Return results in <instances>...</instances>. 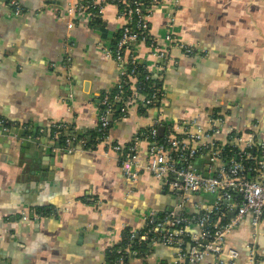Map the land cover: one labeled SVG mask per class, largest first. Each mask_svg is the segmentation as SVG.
Here are the masks:
<instances>
[{"label":"crops","instance_id":"obj_1","mask_svg":"<svg viewBox=\"0 0 264 264\" xmlns=\"http://www.w3.org/2000/svg\"><path fill=\"white\" fill-rule=\"evenodd\" d=\"M15 1L19 14L0 2V117L29 128L0 131V264H108L106 251L121 241L124 227L141 229L148 214L158 219L203 209L211 195L197 196V209L146 171L152 144L146 138L138 141L132 179L105 145L75 144L68 152L48 137L59 123L87 140L96 129L100 98L119 78V66L102 51L117 32L115 6L106 3L98 23L82 14L67 29L62 15L77 0ZM149 21L160 42L170 32L198 52L185 56L172 47L161 101L112 114L109 139L129 145L157 120L166 126L196 118L204 125L218 110L224 118L219 142L232 130L239 149L252 147L253 139L264 144V0H160ZM138 58L155 73L166 64L144 45ZM208 164L206 157L195 161L203 173ZM37 207L54 212L21 218ZM254 221L246 214L225 237V248L239 253L237 264H264V215ZM174 256V247L154 240L142 256L132 250L126 264H173ZM199 264L215 259L207 255Z\"/></svg>","mask_w":264,"mask_h":264},{"label":"built area","instance_id":"obj_2","mask_svg":"<svg viewBox=\"0 0 264 264\" xmlns=\"http://www.w3.org/2000/svg\"><path fill=\"white\" fill-rule=\"evenodd\" d=\"M159 2L160 0H77L69 3L62 15L67 29H72L77 17L82 14L90 16L92 22L95 18L100 20L106 3H111L116 8V18L119 20L117 32L113 43L103 46L102 51L119 66V78L115 92L111 95L104 93L100 98L96 129L99 133L98 144H103L108 150L117 153L123 175L132 179L136 177L132 163L141 137L137 133L129 145L109 139L110 118L114 109H119L125 115L131 106L151 107L158 104L163 96L161 79L170 69V49L176 47L185 56L198 52L195 45L177 40L170 32L166 33L161 42L152 34L149 17L153 7ZM9 5L15 14L23 11L15 0H10ZM143 45L150 56L166 60L158 73L146 65L144 80L160 82V86L150 93L143 91L145 82H141L137 76L138 64L141 62L138 51ZM64 61L69 74L68 54ZM223 124V115L215 110L208 114L204 125L196 118H190L166 126L157 120L147 128V138L152 144L147 151L144 165L146 171L162 180L173 191L179 190L181 203L192 204L191 206L198 209L195 202L197 196L208 194L213 197L197 212L179 213L177 216L170 214L162 219L148 214L144 217L142 229L130 230V238L137 237L139 242L158 240L163 245L174 247L173 264H199L207 255L214 257L215 264H237L239 253L233 248H225V237L242 222L246 214L251 213L255 223L264 215V160L262 157L254 158L245 149H239L235 158L223 160V142L217 140ZM14 126L23 130L29 128L0 117L1 132H7ZM54 126V137H58L59 129L64 128L65 124ZM160 127H163L161 136L158 134ZM232 133L234 131H228L226 140L230 139L234 144ZM30 136L26 134V138ZM156 137L161 139L157 140ZM84 143L82 138H67L66 150L73 151L75 144L82 146ZM260 146L264 149L263 143ZM198 157L208 159L206 177L196 168L195 161ZM252 158L255 159L254 162L249 163ZM53 212L54 210H50L48 214ZM229 212H234L233 216L229 217ZM42 216L44 215L33 211L30 216L24 214L21 218L34 220ZM131 251L129 247L118 249V257L112 264H126L123 256H128Z\"/></svg>","mask_w":264,"mask_h":264},{"label":"trees","instance_id":"obj_3","mask_svg":"<svg viewBox=\"0 0 264 264\" xmlns=\"http://www.w3.org/2000/svg\"><path fill=\"white\" fill-rule=\"evenodd\" d=\"M9 1L10 0H2V2L6 3V4H9ZM145 1H147V0H145ZM98 22H99V19H97V18H95L94 21H92V23H98ZM137 69H138L137 70L138 79H140L141 82H145V87L143 88V91L145 93H150L151 91H153V89H156L160 86V82H158L157 80H153V79H150L147 81L144 80V76L147 73L146 64L144 62H142V61L139 62ZM114 92H115V88L111 89L107 93H109L111 95ZM155 105H158V104H155ZM142 107L143 106L140 105L138 108L141 109ZM126 114H127V112L125 113V115ZM122 115H123V113L119 109H117V108L114 109L113 117H122ZM162 125H164V124L162 123ZM54 131H55V126L51 127V129L49 130L48 137L50 138L51 141H53L55 146H57L61 149L67 148V144H66L67 138H75V139H81L82 138V139H84L85 143H84V145H82L84 149H93L99 143V140H98L99 133L97 132V129H95L91 133L89 140H87L85 134L77 133L76 131H73L72 126L67 125V124H65L64 128L59 129L60 133H59L58 137H54ZM146 131H147V129L139 131V134H140L141 138H146L149 140V138H147L148 132H146ZM235 134H236L235 132L232 133V136H235ZM230 135H231V133H230ZM156 139L160 140L161 138L156 137ZM74 142H75V140H74ZM245 150L248 153H250L254 158H259L260 156H262V158L264 160V149H262L261 146H256L255 148L247 147ZM238 151H239V148L236 145L232 144L230 139H227L226 141L223 142V145H222V159L223 160H229V159L235 158L237 156ZM122 156L123 155H120V157H122ZM237 158H239V157H237ZM254 158H252L251 160H249L250 162L249 161L248 162L249 163L254 162V160H255ZM49 209H47L45 207H37L36 212L39 214L47 215L50 211ZM162 217L163 216L159 217L158 219H162ZM143 230H144V228H143ZM149 242L150 241L139 242L137 237L136 238H130V228L124 227L122 229L121 241L118 244L112 245L106 251V260H107L108 264H112L114 262V260L118 257L117 250L118 249H124V247H129L130 250H133L136 252L137 256H142L146 252V250L148 249V243ZM126 258H127V255H124L123 256L124 261L127 260Z\"/></svg>","mask_w":264,"mask_h":264},{"label":"water","instance_id":"obj_4","mask_svg":"<svg viewBox=\"0 0 264 264\" xmlns=\"http://www.w3.org/2000/svg\"><path fill=\"white\" fill-rule=\"evenodd\" d=\"M101 30H103V29H101ZM158 134H159V136H161L162 134H163V127H160L159 129H158ZM46 135V134H45ZM21 137L23 136V131H21V135H20ZM258 137H259V135H258ZM47 140H49V139H47ZM30 142H39V141H37L36 139H31V140H29ZM252 144V147L253 148H255L256 146H260V144H261V142L260 141H257V140H255V139H253V141L251 142ZM77 149H81V147H76ZM41 159H42V152H40V154L38 155ZM199 171V170H198ZM199 172H201V171H199ZM203 174V176H208V174L207 173H202ZM180 192H179V190H177V194H179ZM174 198H175V196H173ZM178 197H176V199H177ZM178 201H179V199H177ZM229 202H231V200L229 201ZM179 210V209H178ZM179 214V212H177L176 211V213H175V215L177 216ZM233 214H234V212H231V215L233 216ZM5 264H7V263H5Z\"/></svg>","mask_w":264,"mask_h":264}]
</instances>
